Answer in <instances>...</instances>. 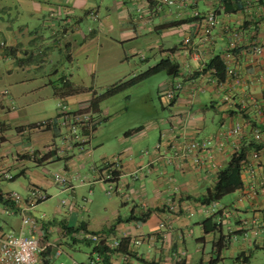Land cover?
<instances>
[{
    "label": "crops",
    "instance_id": "0c3cea01",
    "mask_svg": "<svg viewBox=\"0 0 264 264\" xmlns=\"http://www.w3.org/2000/svg\"><path fill=\"white\" fill-rule=\"evenodd\" d=\"M243 1L186 0L159 8L155 0H0V194L25 195L33 185L47 193L30 210L35 234L50 243L40 255L45 264L76 263V242L84 243L81 257L91 261L93 244L74 239L75 230L124 241L128 261L123 262V253L112 252L110 264H220L227 256L234 261L246 256L250 264L253 251L264 248V233L248 237L240 229L242 220L264 223V160L249 171V152L242 188L231 201L225 196L208 204L200 198L230 161L236 139L222 151L213 149L202 165L191 161L193 153L180 167L166 161L178 141L213 139L235 120L244 123L240 144L251 139L256 127L264 137V53L249 51L255 38L264 46V19L254 2L248 12L237 9ZM195 10L217 14L205 46ZM229 28L242 33L234 63L240 82L208 84L205 66L226 47ZM185 36L193 45L186 55L178 53ZM161 60L176 64L178 74L162 71L103 97L110 87ZM177 81L184 88L168 106L162 103V113L112 130L120 114L112 115L109 99L151 84L161 98ZM226 93L229 103L223 100ZM127 98L129 94L123 96ZM59 103L74 112L91 107L96 127L85 143H67L53 127H39L58 115ZM116 155L117 177L110 180ZM3 172L12 178L4 179ZM109 188L114 195L107 193ZM170 200L177 212L169 209ZM22 205L0 201V233L23 229ZM207 218L217 224L209 233L202 225ZM136 238L140 244L132 245ZM192 241L194 251L211 243L208 261L194 262V251L188 250ZM92 264L104 263L100 258Z\"/></svg>",
    "mask_w": 264,
    "mask_h": 264
},
{
    "label": "built area",
    "instance_id": "2783aa9c",
    "mask_svg": "<svg viewBox=\"0 0 264 264\" xmlns=\"http://www.w3.org/2000/svg\"><path fill=\"white\" fill-rule=\"evenodd\" d=\"M157 7L162 6H175L181 3H185L186 0H155ZM194 4V2H191ZM194 1V0H192ZM252 2L257 6V10L261 12V16L264 19V12L262 7L257 2V0H244L243 1V11H250ZM194 17H197L200 20V30H201V40L203 45L209 44V38L212 35L213 30L217 25V14L215 10H209L205 14L201 15L198 10L194 11ZM139 19H137L138 22ZM227 44L222 53L220 54V59L225 66V79L224 81L218 80L217 78V69L215 67L208 68V84H224L228 82H240V75L235 68V51L238 48L239 41L241 40L242 33L238 29H227ZM193 47L191 38L185 36L181 42V46L178 50V53H183L184 55L190 52V49ZM196 52L201 54V50L196 47ZM249 51L254 56H260L264 53V46L260 38H255L249 45ZM206 68V66H205ZM204 71V68L201 67L200 72ZM184 84L181 81L174 82L163 90L161 95V100L165 105H169L172 101L175 100L177 94L183 90ZM225 102H231V96L229 93H226L223 97ZM162 102V103H163ZM59 113L58 119L54 121L53 119L46 120L39 124V127H55L60 135V138L66 141L67 143H76L81 144L85 143L96 127V122L93 119V112L91 107L86 108L81 111H69L65 104L59 103L58 105ZM262 113L264 115V107L262 108ZM244 123L242 120H235L232 125H230L226 130L220 131L213 139L202 138V139H192L186 141H178L179 146L176 148L172 155L167 158V162H173L177 167L182 166L185 163V160L190 154L193 153L191 161L196 165H202L206 163V160L211 159L212 150L217 149L222 151L227 147L228 141L230 139H236V143L230 145L232 154L238 152L243 143H239L240 140L244 138ZM251 137L254 142L257 144V147L252 148L249 153V163L247 161V169L253 171L255 167L260 165L261 161L264 160V137L261 129L258 127L254 128L251 131ZM203 151L204 155L199 156L197 152ZM146 153V151L144 152ZM195 153V154H194ZM120 156L116 155L112 158L111 168L107 174V177L110 180H114L117 177V171L120 164ZM4 179H11L12 175L9 172H3L2 174ZM65 178L55 175V180L58 182H63ZM261 187L264 188V178L260 183ZM114 190L109 188L107 190L108 194H112ZM48 197L47 193L37 186H30L25 195H22L17 192H10L4 196V198L9 199L14 204H23L20 211L22 216V227L18 233H0V264H45L40 255L45 249L50 245L48 241L41 240L39 236L35 234L36 221L30 215V210L33 209L39 202L46 200ZM241 199L243 195L240 196ZM215 203L213 207L215 208ZM168 207L172 212L178 211V205L175 204L172 200L168 202ZM228 213L223 214L221 218L218 219L217 223L220 224L224 222L227 218ZM160 226L164 227V223H161ZM240 229L244 231L246 236L250 235L252 237L257 236L261 232L264 233V223L257 225L255 219L248 221L242 220ZM72 233L74 239L83 240L91 242L93 245H97L99 242H104L110 248H116L121 243L119 239H109L104 234L90 233L84 230H75ZM249 237V236H248ZM141 240L139 238L132 240V245L140 244ZM92 259L90 263H95L100 260L101 256L93 251ZM129 259L128 254L122 255V260L126 263ZM235 264H248L244 259V256L238 257L235 260ZM57 264H76L74 262L66 263L59 262Z\"/></svg>",
    "mask_w": 264,
    "mask_h": 264
},
{
    "label": "trees",
    "instance_id": "16d2710c",
    "mask_svg": "<svg viewBox=\"0 0 264 264\" xmlns=\"http://www.w3.org/2000/svg\"><path fill=\"white\" fill-rule=\"evenodd\" d=\"M226 1V0H223ZM236 2H239L241 0H234ZM257 2L262 7V10L264 12V0H257ZM243 7V5H242ZM239 4H236L237 9H242ZM215 67L217 69V78L218 80L224 81L225 79V66L222 63L220 59V54L214 56L212 59L209 60V62L206 64V68ZM162 71H165L169 74L177 75L178 74V66L176 64H173L169 60H161L159 63H157L155 66L147 69L142 74H139L132 79L121 83L119 85H114L110 87L104 94L103 97H108L111 95H114L115 93H118L119 91L133 86L157 73H160ZM58 115L53 118L54 121L58 119ZM54 130L58 132V130L53 127ZM257 147V144L254 142V140L251 139L247 142H244L243 145L240 147L238 152H235L231 155L230 161L226 165L225 168L221 169L216 176V180L211 188H209L205 194L204 197L200 198V201L203 204H208L211 201H218L221 200L223 197H225L228 194L233 193L237 189L242 188V179L241 174L244 170L245 162L247 161V155L250 152L252 148ZM0 201L4 204H7L10 201L9 199L4 198L0 194ZM13 203V202H12ZM132 219V218H131ZM203 229L205 233H209L214 231L217 228V224L212 221V218H207L202 222ZM70 231V230H67ZM124 241L121 240V243L116 248H110L104 242H99L96 246L93 245L92 252L95 251L101 256V261L104 264H110L108 257L110 253L112 252H120L123 254H128L126 251V248L123 247ZM241 256V255H240ZM244 259L247 261L246 256H244Z\"/></svg>",
    "mask_w": 264,
    "mask_h": 264
},
{
    "label": "rangeland",
    "instance_id": "374dc122",
    "mask_svg": "<svg viewBox=\"0 0 264 264\" xmlns=\"http://www.w3.org/2000/svg\"><path fill=\"white\" fill-rule=\"evenodd\" d=\"M149 87L151 88V90L149 89ZM143 88L146 92L148 91L151 92V94H149V96L145 95ZM143 88L134 87L128 90L129 93H125V94H129V98L127 99H123V96H125V94L116 95L114 96V98L109 99L110 101L108 102H110V105H112V108H111L112 115L115 116L117 113L120 114V117H117L115 121L113 120L115 122V125L113 126L115 127H113L112 130L121 127L122 126L121 123L123 122L131 121V123H138L140 121L142 122L146 120L149 117V115H159L160 113L163 112V108H162L163 101L161 100L160 96L156 92L155 86L151 84V85H145ZM150 104L156 107V114L154 112V108L151 107ZM163 105L167 106L164 104V102H163ZM112 194L114 195V191L112 192ZM226 196L227 197H225V199L231 201L234 198L235 194L231 193ZM190 245H192V248L189 247L188 250L194 251L193 249L194 242L192 241ZM75 249H77V251L75 252L74 255L73 254L72 255L76 263L77 264L79 263L90 264L89 258L86 259L85 257H81V254H80V252L85 251L84 243L76 242ZM193 254H194V262L196 263H198L200 258H205V260L208 261V257L211 254V243L206 241L204 247H200L199 251H194ZM235 263L236 262L234 261V258L230 256H227L223 260V262L222 261L220 262V264H235ZM249 263L250 264H264V248H258L254 250Z\"/></svg>",
    "mask_w": 264,
    "mask_h": 264
}]
</instances>
